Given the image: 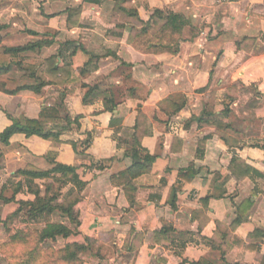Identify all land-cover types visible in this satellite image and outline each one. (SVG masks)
<instances>
[{
	"label": "crops",
	"instance_id": "crops-1",
	"mask_svg": "<svg viewBox=\"0 0 264 264\" xmlns=\"http://www.w3.org/2000/svg\"><path fill=\"white\" fill-rule=\"evenodd\" d=\"M91 5L72 29L86 51L72 59L77 83L10 95L33 79L0 82V135L8 115L62 131L56 146L0 139L1 185L19 170L52 169L48 158L77 167L80 233L67 243L94 240L96 264H264V0ZM155 10L189 22L176 53L150 52L138 37ZM135 148L156 161L131 184L113 185L137 161ZM188 171L191 181H181Z\"/></svg>",
	"mask_w": 264,
	"mask_h": 264
},
{
	"label": "trees",
	"instance_id": "trees-1",
	"mask_svg": "<svg viewBox=\"0 0 264 264\" xmlns=\"http://www.w3.org/2000/svg\"><path fill=\"white\" fill-rule=\"evenodd\" d=\"M122 0H111V7L115 4H119ZM86 3L95 4L101 6L107 2L102 0H85ZM110 9V8H109ZM135 16V14H134ZM137 16V14H136ZM189 25V22L183 15L174 14L168 11L155 10L149 22L144 24V28L138 37L145 38L144 41L148 43V51L150 52H174L176 53L179 49L178 45L179 40H181V35L184 29ZM154 31L155 36H150V31ZM33 35H38L37 33L31 32ZM53 41L48 40H36L35 42H30L24 46L5 48V53L10 57H19L29 52L41 51L45 48L53 46ZM67 46L72 49L70 56L64 54V50H60L59 54L56 56H50L46 58L41 67L40 74H33L29 77L33 78L34 83L32 85H24L14 91H6L10 95H16L22 91H31L33 93H41L42 89L47 86H56L59 89L65 88L67 85L72 83H77L78 79L76 78V73L73 67L72 59L78 54V52H86L82 45L75 43H68ZM68 47V49H69ZM66 48V47H65ZM67 49V51H68ZM0 61V75H5L10 73L13 70V66H18L19 69L23 68L22 62H13ZM24 70V69H23ZM31 71V69H30ZM33 72V70L31 71ZM2 89V88H1ZM4 90V88H3ZM86 100V98H85ZM185 103H182V107ZM9 119L12 121V125L4 130L0 135L1 142L4 145H9L10 139L17 134H23L27 137L38 136L44 140L51 141L54 146L60 145L62 143L60 137L62 131L54 132L52 129L46 130L42 125L40 120H29L25 116H19L13 118V116L8 115ZM208 117V115H207ZM65 120L68 122V125L75 124L77 127H80V118L77 117L74 120L69 115H66ZM200 119L199 121H203ZM114 124V121L112 122ZM88 138L85 142L82 143V146L85 149L89 148L91 145V135L88 134ZM139 144L138 140H135V145ZM72 146L77 155H81V151L78 149L76 143H72ZM133 156L137 157L133 167L127 169L126 171L115 175L111 178L113 185L126 186L131 184L132 180L137 176L141 175L144 172H147L148 168L156 161V157L147 155H141L138 150L135 148L133 151ZM1 158V156H0ZM48 161L52 164V169L48 171H38V170H19L16 172L12 178L8 181L11 187L14 189L13 196L11 198H6L4 196V190L7 188L6 185L2 187V192L0 194V199L4 200L5 203H17L19 208L12 214L11 218H16L22 214L26 209V215L30 218L44 217L48 218L55 212H60L64 214L73 224L76 225L74 230L69 229L63 224H55L47 222L46 232L42 233L40 236V241H45L47 239L56 240L58 237L70 238L71 236L78 235L80 221L79 217L76 215L75 208L81 202V190L71 188L68 192L61 196L62 200L58 199V196H53L51 185L48 184L46 188V194L42 195L41 186L38 182L45 180H54L61 182L63 185L61 187H66L68 182L66 180L68 177L71 179L72 184L76 183L78 180L77 176V167L67 166L63 164L56 163L55 160L48 158ZM234 162V161H233ZM191 172L188 171L185 174H180L179 178L183 182H190L191 179L188 178V175ZM60 178H57L58 176ZM22 190H27L33 197V201L25 200H16V196ZM51 195V196H50ZM177 199V191L173 195L174 204ZM96 243L94 240L85 238L83 243H69L65 248V260L68 262H78L80 254L88 251L89 244Z\"/></svg>",
	"mask_w": 264,
	"mask_h": 264
},
{
	"label": "rangeland",
	"instance_id": "rangeland-1",
	"mask_svg": "<svg viewBox=\"0 0 264 264\" xmlns=\"http://www.w3.org/2000/svg\"><path fill=\"white\" fill-rule=\"evenodd\" d=\"M102 1L107 3L102 4L101 8L109 10L111 0ZM85 4L94 6L85 0H0V61L22 62L21 70L33 68V74L38 75L46 58L58 55L60 50H64L67 57L70 56L72 49L66 44L80 42L77 40V33L74 35L72 29L79 25V15ZM31 32L38 35H32ZM29 40H51L54 45L41 51L27 52L21 57H10L5 53V48L24 45ZM12 71L4 76L0 75V82L3 80L5 86L15 88L23 83H32L33 78L20 76L25 72H19L18 66H13ZM26 74L30 76V73ZM60 177L59 175L57 178ZM9 180L8 177L3 180V184H7L3 191L6 198H11L15 192L8 184ZM66 182L69 185L63 187L62 191L60 189L63 185L57 180L40 181L38 184L41 186L43 197L47 185L50 184L55 190L53 196H58L61 201V196L75 188L69 177ZM3 184L0 183V194L3 193ZM16 200L33 201L34 197L27 190H22L17 194ZM18 208L17 203L7 204L0 199V264H96L97 260L94 258H103L102 249L95 243H90L88 251L80 254L78 262H68L64 258L65 248L69 244L67 238L40 241V236L46 232L47 222L63 224L71 230H74L76 225L60 212H55L47 219L42 216L30 218L26 215V209L20 216L10 219Z\"/></svg>",
	"mask_w": 264,
	"mask_h": 264
}]
</instances>
